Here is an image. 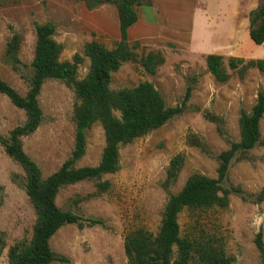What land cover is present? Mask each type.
<instances>
[{"label": "rangeland", "instance_id": "1", "mask_svg": "<svg viewBox=\"0 0 264 264\" xmlns=\"http://www.w3.org/2000/svg\"><path fill=\"white\" fill-rule=\"evenodd\" d=\"M85 1L93 0H0V78L19 94H26L32 75L34 23L50 21L55 25L52 38L61 45V60L70 61L77 54L79 64L75 80L83 79L89 67L85 44L97 40L109 49L118 40L110 24L112 15L98 11L99 6L88 9ZM154 1L146 6L151 8L150 16L143 15L145 21L142 22L146 23L144 27H150L148 22H151L160 33L156 37L146 33L145 37L129 40L136 44V60L122 62L111 73L109 88H132L141 81H149L168 106L180 104L188 87L191 88L190 96L180 114L119 145L115 172L106 173L98 180H83L59 189L55 198L59 208L83 217L100 218L104 225L80 228L66 224L60 227L49 244L52 251L64 256L66 261L47 264H126L125 233L143 228L155 234L170 193L178 192L193 174L216 176L218 154L227 149L231 141L240 139L241 110L249 112L258 90H264V72L241 65L231 69L227 64L230 56L263 57L260 55L262 49L253 46L256 44L249 37L247 40L245 30L249 26L247 12L264 0H234L238 11L234 13L236 31L233 32L222 26L227 19L217 14L213 0H200L198 6L194 0L192 7L196 6L195 9L185 6L190 0H178L182 13H187V23L184 17L179 18V22L177 15L168 11L161 15L162 9L159 10ZM194 21L197 27L190 39ZM13 32L21 36L17 69L4 60L6 44ZM212 32L222 39L214 37L204 49L201 37ZM223 35L235 40H226ZM207 51L223 56L229 74L227 81H216L208 71ZM149 52L163 59L154 73L145 70L139 62L140 57ZM37 100L42 120L33 132L20 139L22 149L45 178L71 154L74 110L80 99L74 82L50 78L43 82ZM114 114L119 116L116 110ZM25 120V111L0 93V136L7 137ZM259 131L256 145L237 152L230 161L221 184L222 191L228 194V205H212L194 211L183 209L177 216L181 236L211 238L221 243L226 255L232 258L231 264H260L261 260L255 238L260 232L264 244V114L259 121ZM85 140V152L77 160V167L98 163L104 147L100 121L91 123ZM176 158L179 159L177 175L169 180L167 170ZM105 180L110 187L99 193L96 184ZM25 184L23 168L0 144V264H9L11 245L26 244L32 236L36 216Z\"/></svg>", "mask_w": 264, "mask_h": 264}, {"label": "trees", "instance_id": "2", "mask_svg": "<svg viewBox=\"0 0 264 264\" xmlns=\"http://www.w3.org/2000/svg\"><path fill=\"white\" fill-rule=\"evenodd\" d=\"M103 3H112L116 8L119 39L112 48H106L97 40L85 44L84 54L89 58L86 76L76 81L79 56L72 60H61V45L52 35L55 25L48 21L34 23L35 46L31 61L32 75L25 95L19 94L12 86L0 78V93L26 113L23 124L14 127L7 137L0 136V144L5 153L15 160L26 175L25 192L33 207L36 219L32 236L28 243H14L8 251L9 264H47L53 261L65 262L66 258L56 255L49 244L50 238L63 225L75 224L78 227L104 225L100 218L83 217L71 210L59 208L55 202L62 186L83 180H98L106 173L118 169L119 145L131 141L148 131L163 125L170 118L180 114L190 96L188 87L180 104L166 105L160 92L149 81H141L132 88L111 90L110 75L122 62L135 61L136 44L128 40V28L137 21V7L148 6L151 0H93L85 1L88 9ZM248 34L257 45L264 42V1L248 13ZM21 36L13 32L4 52V60L17 69L18 51ZM163 61L158 54L149 52L140 57V64L150 73ZM208 71L218 82H225L229 74L223 64V56L215 53L205 55ZM228 67L235 69L257 68L264 72V58L228 57ZM62 79L74 82L80 99L74 110L75 134L71 154L53 173L42 178L37 164L22 149L21 137L33 132L42 120V112L37 96L46 79ZM119 112L117 117L114 111ZM264 114V90L259 89L254 105L249 112L241 110L238 125L240 139L231 141L229 147L218 154V167L215 177L200 174L191 175L176 193H170L158 231L153 234L138 228L127 231L123 239L126 264H231L232 258L226 255L221 243L211 238L181 236L177 216L183 209L191 211L212 205H228V194L221 189L226 178L231 159L237 152L253 148L259 141V121ZM95 120L100 121L104 131V147L100 159L93 166H75L84 154L86 130ZM176 158L167 170V178L174 180L177 175ZM110 183L98 181L99 193L105 192ZM221 192V193H220ZM255 244L260 252V264H264V244L258 232ZM174 247L176 248L174 250Z\"/></svg>", "mask_w": 264, "mask_h": 264}, {"label": "crops", "instance_id": "3", "mask_svg": "<svg viewBox=\"0 0 264 264\" xmlns=\"http://www.w3.org/2000/svg\"><path fill=\"white\" fill-rule=\"evenodd\" d=\"M199 1L200 0H196V2H197V4L195 2L196 6H198ZM154 2H155L154 5L155 4L159 5L158 6L159 10L162 9V13L160 12L161 15L166 14V12L168 11V13H170V14H173V15L176 14L177 16L176 15L175 16L177 17L178 20H179V18L184 17L185 22H186V20L188 19L187 13H182V5L180 2H178V0H155ZM192 3L194 4V0H190L188 3L185 4V6L186 7L189 6L190 9L197 8L196 6L193 8ZM84 4H85V2H84ZM212 5L215 6L217 14H221L222 17H226V19H227L226 23L222 24V26L228 27V29H230L231 32L236 31V27L233 23V20H235V18H236L234 13L235 12L237 13V11H238V4L236 5L234 0H213ZM84 6H86V4ZM86 7H84V8L87 9ZM164 8H165V10H164ZM97 9H98V11L103 10V12H105L107 14L109 13L112 15L113 18H112L110 24L112 25V28H113L117 38L119 39V37H118L119 36L118 19H117L116 8H115L114 4L103 3V4L99 5V7ZM149 9H151V8L146 7V6L140 7V11L137 12V14H138L137 21L128 28V31H127L128 32V40H133V38H134V40H136L138 38H142L144 35H146V33H151L154 35V37H156V35L160 33L158 27L152 26L153 24L151 22H148V24H150V27H144L146 25V23L142 22L145 19L143 17V15L150 16ZM95 11H96V9H95ZM142 11H143V14H142ZM248 13H249V11L247 12L246 21L249 24ZM179 22H180V20H179ZM195 24L196 23L194 21L193 26H191V27H193V30L191 31V34L188 36V37H190V39H192L193 35L195 34V31H196L195 27H197V25L195 26ZM187 26H188V24H187ZM211 27H214V25L211 24ZM234 27H235V29H234ZM205 30H207V29H205ZM245 34H247L246 38L248 40V37H249L248 28L245 30ZM214 37H218V38L222 39L221 35L218 36V34H213V32L210 35H206V37L204 35H202L201 41H202L203 48L208 43H210V41L211 42L214 41ZM223 38H225L226 40H232V42L235 40V39H232L231 36L227 37V36L223 35ZM263 43L260 45H257V44L253 45V46H256L257 48L262 49L260 52V55H262L263 57H259V55H258V57H255V58H264V44ZM204 49H206V48H204ZM206 53L210 54V53H215V52L214 51H207Z\"/></svg>", "mask_w": 264, "mask_h": 264}]
</instances>
